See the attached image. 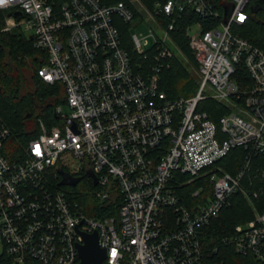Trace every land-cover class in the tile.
<instances>
[{
    "label": "built area",
    "instance_id": "2783aa9c",
    "mask_svg": "<svg viewBox=\"0 0 264 264\" xmlns=\"http://www.w3.org/2000/svg\"><path fill=\"white\" fill-rule=\"evenodd\" d=\"M250 2L167 0L136 21L122 2L0 0L3 31L32 38L46 55L37 75L62 85L69 109L58 105L57 124H41L13 161L3 152L10 132L0 119V250L15 264H80L82 234L95 232L106 253L101 264H223L203 247L202 230L234 194L251 202L263 193L244 186L252 157L264 153V52L235 31L249 19ZM181 18L199 81L194 95L168 99L158 80L173 57L169 46L177 49ZM119 22L146 25L152 44L130 36V54ZM211 102L222 111L217 121L206 111ZM236 148L246 155L230 174L216 163ZM52 170L92 185L86 174L93 173L99 203L116 187V216L85 214L49 181ZM257 175L264 181V171ZM196 183L186 195L182 188ZM223 242L264 261V214Z\"/></svg>",
    "mask_w": 264,
    "mask_h": 264
},
{
    "label": "trees",
    "instance_id": "16d2710c",
    "mask_svg": "<svg viewBox=\"0 0 264 264\" xmlns=\"http://www.w3.org/2000/svg\"><path fill=\"white\" fill-rule=\"evenodd\" d=\"M50 1L61 3L64 0ZM100 1L105 5L122 2L132 12H136L134 9L136 4L131 0ZM138 1L143 5V18L146 19L155 3H165L167 0ZM221 1L215 0L218 6H220ZM250 5L248 6L249 19L243 25L235 28V31L264 52L263 13L260 11L253 13ZM258 15H261L262 21L258 20ZM4 22L5 14L0 13V119L10 132L3 152L8 160L13 161L19 158L23 147L37 136L40 122L49 126L57 124L54 110L58 105L64 104V90L60 83L49 85L41 80L37 75V69L46 63V55L37 49L34 42L20 29L3 31ZM185 22L183 18L178 21L177 30L173 37L177 49L169 46L173 57L161 65L159 74V90L168 99L187 98L194 95L199 81L196 71L197 65L185 36ZM150 23L153 25V21ZM128 24L130 23H121L119 31L123 47L134 55L132 42L126 30ZM143 67L148 68L150 65H143ZM210 105L206 111L213 121H217L218 115L222 114V111L217 113L218 105L212 102ZM245 155L246 152L243 149H233L216 165L222 167L225 172L235 174L241 168ZM260 171H264V153L252 157L250 170L244 180L246 188L251 183L254 189L261 188L263 190L260 197L250 202L240 192L234 194L229 204L221 210L219 216L202 230L203 247L212 252L214 258L223 264H264V261L254 255L236 254L231 244L223 242L225 238L233 234L236 225L252 220L255 213L264 214V181L257 175ZM57 175V171L52 170L49 176V181L56 186L60 181V177ZM84 181L87 182V187L84 185L81 187V183ZM196 186L197 183L186 185L182 189L188 195ZM60 188H65L68 199L77 204L89 216L103 217L116 216L117 214L120 196L116 187L112 189L108 200L102 203L94 198L96 188L84 175L76 186H60ZM204 189L210 192L212 187L205 184ZM0 264L15 263L10 256L2 252ZM23 264L40 263L28 259Z\"/></svg>",
    "mask_w": 264,
    "mask_h": 264
},
{
    "label": "water",
    "instance_id": "95a60500",
    "mask_svg": "<svg viewBox=\"0 0 264 264\" xmlns=\"http://www.w3.org/2000/svg\"><path fill=\"white\" fill-rule=\"evenodd\" d=\"M250 9L253 13L258 11L263 13L264 19V0H251ZM230 12L227 11L225 14V18L229 16ZM17 19H21L22 14H16ZM264 24V22H263ZM32 39L31 37L29 38ZM58 175L61 177V180L58 183V186H76L81 178H73L69 176L67 173L62 170L57 171ZM87 177L93 179V185L97 184L95 176L91 172H87ZM83 245H78V257L80 259V264H101V262L105 259L106 253L104 249L99 248L98 246V236L94 232L92 234H82Z\"/></svg>",
    "mask_w": 264,
    "mask_h": 264
},
{
    "label": "rangeland",
    "instance_id": "374dc122",
    "mask_svg": "<svg viewBox=\"0 0 264 264\" xmlns=\"http://www.w3.org/2000/svg\"><path fill=\"white\" fill-rule=\"evenodd\" d=\"M131 1L133 3L135 2V4H136V6H134V9H136V12L133 11L136 21H143L145 19V18H143V14H144L143 5L138 0H131ZM136 13H138V14L136 15ZM257 18L259 21H262L261 15H258ZM120 26H121V23L119 22L118 28ZM126 30L129 33V36H136L140 40V43L142 46L145 45L146 42L149 44V46L152 44V39L149 36V29L146 25L141 24V25L134 27L133 23H130V24L126 25ZM194 30H195V28L191 30V32H190L191 35L193 34ZM62 111L64 114H67L69 112V109L64 104H62ZM41 124H43L46 128L54 127V125L49 126V125L45 124L44 122H40L38 128H40ZM82 185L87 187V182L86 181L82 182L81 187H82ZM1 254H2V250H0V255Z\"/></svg>",
    "mask_w": 264,
    "mask_h": 264
}]
</instances>
